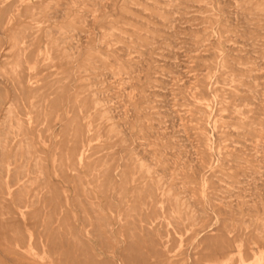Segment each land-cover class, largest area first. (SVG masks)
<instances>
[{"label": "rangeland", "instance_id": "1", "mask_svg": "<svg viewBox=\"0 0 264 264\" xmlns=\"http://www.w3.org/2000/svg\"><path fill=\"white\" fill-rule=\"evenodd\" d=\"M0 264H264V0H0Z\"/></svg>", "mask_w": 264, "mask_h": 264}, {"label": "crops", "instance_id": "2", "mask_svg": "<svg viewBox=\"0 0 264 264\" xmlns=\"http://www.w3.org/2000/svg\"><path fill=\"white\" fill-rule=\"evenodd\" d=\"M9 108V109H8ZM8 109V110H6ZM10 110V111H9ZM5 119L2 121V124L4 125V128H8L10 126V124L8 123V121L11 120V117H12V114H13V109H12V106L11 104H9L6 108H5ZM11 123V122H10ZM18 127L21 125L18 121L16 122ZM12 124V123H11ZM3 130H6V129H3ZM2 134H10L9 131H5V132H1ZM23 134V133H22ZM25 136V135H24ZM18 146H22V147H25V148H28L30 146V141L28 140L27 137H23L19 142H18Z\"/></svg>", "mask_w": 264, "mask_h": 264}, {"label": "bare ground", "instance_id": "3", "mask_svg": "<svg viewBox=\"0 0 264 264\" xmlns=\"http://www.w3.org/2000/svg\"><path fill=\"white\" fill-rule=\"evenodd\" d=\"M9 109V108H8ZM8 109H6V110H8ZM10 111V110H9ZM5 117H7V116H5Z\"/></svg>", "mask_w": 264, "mask_h": 264}]
</instances>
